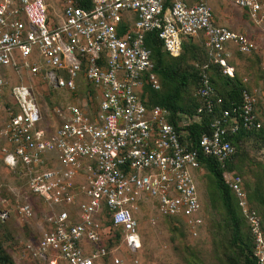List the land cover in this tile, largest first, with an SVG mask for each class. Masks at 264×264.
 I'll return each instance as SVG.
<instances>
[{"label":"built area","instance_id":"2783aa9c","mask_svg":"<svg viewBox=\"0 0 264 264\" xmlns=\"http://www.w3.org/2000/svg\"><path fill=\"white\" fill-rule=\"evenodd\" d=\"M264 29V0H226ZM45 0H0V156L19 163L30 192L45 203L44 227L27 240L32 258L49 264L56 254L68 264H120L113 250L121 244L140 248L134 209L147 199L163 217L182 220L197 236L203 223L198 190L200 155L224 167L236 153L228 139L240 128L259 127L255 88H244L241 101L220 107L209 65L233 76V54L258 51L253 35L215 20L208 0H63L62 19L49 13ZM154 33L161 50L181 53L184 39L200 40L207 55L198 68L200 105L190 116L148 105L144 85L160 87L145 43ZM264 69V53L260 54ZM11 73L38 76L51 87L38 99L31 84L9 86ZM21 80V79H20ZM53 89L65 92L59 99ZM212 116L210 129L196 144L187 143L186 126ZM224 182L248 217L240 175L225 170ZM20 218L31 220L28 201L17 203ZM254 217V216H253ZM120 229V242L106 243ZM256 248L264 262L258 220H251Z\"/></svg>","mask_w":264,"mask_h":264},{"label":"rangeland","instance_id":"374dc122","mask_svg":"<svg viewBox=\"0 0 264 264\" xmlns=\"http://www.w3.org/2000/svg\"><path fill=\"white\" fill-rule=\"evenodd\" d=\"M45 1L50 8V15L57 18L54 15L56 12L59 15L58 19L61 20L63 0ZM208 2L218 23L251 34L257 41L259 55L234 53L230 62L235 69L237 79L256 89L257 112L264 124V69L260 60V54L264 53V29L250 23L244 11L233 3H228L226 0H208ZM192 42L199 44L196 40ZM8 81L9 86L19 81L31 84L38 99L51 90V87L40 81L38 76H29L24 73L20 76L11 73V79ZM62 94H65L63 90L53 89L51 96L59 99ZM241 151L244 152L243 163L240 170H236L240 172L242 188L247 196L252 191L253 185L257 183L264 185V145L262 140L252 137L241 143ZM21 171L20 168L10 167L0 156V222L6 225V230L0 227V240L14 264H44L45 259L42 254L39 255V259H32L25 249V242L38 239L44 227L45 213L48 210L40 198L30 193L27 181H24L25 175ZM246 184L249 187L246 188ZM205 188L206 178L202 176L198 180V190L203 207L205 205L204 212L206 210L208 213L205 214L206 224L204 227L201 226L197 236L191 235L185 226L184 232L179 227L178 221H171L161 216L157 208L151 204L152 200L147 199L133 210L138 224L140 248L133 252L123 243L113 250V257H118L121 260L120 264H190L192 260H195L197 264H225L220 246L224 245L225 239L229 237L224 230L228 229L223 227L224 216L220 202L212 198L211 205H209V202L205 201ZM2 191L7 196H1ZM247 198L248 196L246 197L248 213H254V217H248L242 212L245 224L254 237L251 220H258L264 248V230L259 216L260 210H257L254 203ZM24 201H28L32 206L33 218L31 220L18 216L17 203ZM253 239L254 251L256 245L255 238ZM253 255L257 258L258 264H264L259 261L260 258L256 254L253 253ZM49 257L56 260V264H68L56 254L49 255Z\"/></svg>","mask_w":264,"mask_h":264},{"label":"trees","instance_id":"16d2710c","mask_svg":"<svg viewBox=\"0 0 264 264\" xmlns=\"http://www.w3.org/2000/svg\"><path fill=\"white\" fill-rule=\"evenodd\" d=\"M193 40H196L199 44L192 42ZM145 43L151 50V58L154 64L153 71L158 76L160 87L154 89L150 85L145 84L142 97L148 105L166 107L170 112L168 117L169 121L176 125L179 113L190 116L196 112L197 107L200 105L201 99L196 94V88L199 84V70L196 64L201 65L205 63L207 55L200 40L193 38L183 40L181 53L178 56H172L162 51L160 41L154 33L146 34ZM235 53L246 54L237 51ZM254 54L259 55L257 52H252L248 55ZM230 65L234 72L233 76L224 75L219 65L211 64L208 67L211 84L216 94L223 99L219 104L220 107L216 108L217 114L221 108H231L233 102L236 104L240 103L242 90L244 88H250L245 82L237 79L235 69L231 62ZM44 98H48V95L45 94ZM257 104L255 105V111L261 122L260 126L250 129L240 128L236 133L229 134L228 139L236 147V153L225 163L224 167L211 156L200 155L199 158L201 171L198 178L200 179L202 176L206 178V188L204 191L205 201L209 202V205H211L212 198L220 202L224 216L223 227L228 229L224 230L229 234V237L225 239L224 245L220 246L222 250L221 255L224 258L225 264H258L257 258L253 255L254 237L245 224V218L238 205L236 195L223 179L225 170L240 175V172L237 170H240L243 163L244 152H240L242 142L253 137L262 140L264 145V124L258 115ZM211 119V115L203 113L199 121H194L187 125L186 128L189 131V135L185 139L186 142L192 143L193 145L196 144L195 142L200 134L209 131ZM1 146L2 144L0 143V148ZM15 168L21 169L19 163ZM24 181H27L26 176H24ZM247 187H249L248 184H246ZM251 190L247 194V199L254 203L257 210H260L259 216L261 217L262 228L264 230V185L257 183L253 185ZM30 193L33 194L32 192ZM1 196H7V194L2 191ZM204 208L205 205L204 207L202 205V216L204 217L203 227L206 224L205 214L206 212L208 213L206 210L204 212ZM167 219L178 221V224H180L179 227L185 232L182 220L175 217H167ZM105 225L113 233L112 237L106 243L107 249H110L120 242L121 231L120 229H112L113 227L109 220L105 222ZM0 227L6 230L4 222H0ZM173 228L176 229V227ZM32 259L39 258L35 257ZM44 262V264H49L47 261ZM0 264H14L11 256L4 250L1 240ZM190 264L197 263L195 260H192Z\"/></svg>","mask_w":264,"mask_h":264}]
</instances>
